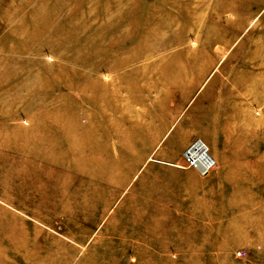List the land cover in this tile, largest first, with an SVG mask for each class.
<instances>
[{
    "label": "rangeland",
    "instance_id": "1",
    "mask_svg": "<svg viewBox=\"0 0 264 264\" xmlns=\"http://www.w3.org/2000/svg\"><path fill=\"white\" fill-rule=\"evenodd\" d=\"M1 77L0 264H264V0H0Z\"/></svg>",
    "mask_w": 264,
    "mask_h": 264
},
{
    "label": "crops",
    "instance_id": "2",
    "mask_svg": "<svg viewBox=\"0 0 264 264\" xmlns=\"http://www.w3.org/2000/svg\"><path fill=\"white\" fill-rule=\"evenodd\" d=\"M0 79H2V77L0 78ZM4 81V80H3ZM163 80L161 79V82H162ZM1 82V81H0ZM25 83H27V81L26 80H22V81H20L19 83H17V85L19 86V85H21V86H24L25 85ZM162 85H172V84H174V81L173 80H170V79H165L164 80V82H162L161 83ZM13 85L16 87V89H17V86H16V83H13ZM26 85H28V83L26 84ZM177 84H174V89H175V86H176ZM2 88L0 89V91H3V92H5L6 90L7 91H12L11 89H9V86H6V83L5 84H3L2 83ZM5 90V91H4ZM175 91H176V89H175ZM49 92V89L47 90V93ZM15 95H17L16 93H14ZM171 95H173V93H170ZM10 95V94H9ZM8 95V96H9ZM156 95H157V97H161L162 95L163 96H165V91H163L162 90V92H158V91H156ZM174 95H176V94H174ZM3 97H6V96H4L3 95ZM13 96H10V97H6V99H5V102H7V101H10V99L12 98ZM16 96H14V98H15ZM156 102V104L155 105H153L151 108L150 107H147V108H145V109H143V116H142V124H143V127H144V129L146 128V130L147 131H149V129H150V124L151 125H153V127H154V130H155V133H156V137H165L166 135H167V139L168 138H170V137H173V134H172V131H173V127H174V125H173V123L171 124V122L170 121H168V124H167V122H166V120L165 119H159L158 121H155V125H157V127L152 123V119L149 121L148 119H147V117L145 116V114H148V113H150L152 110H157L159 113L160 112H162V113H165V112H167V111H169V112H171V113H174V115H177L178 113H180L181 111H183V109H184V107H185V110L187 111L188 110V108L190 107V110H191V112H194V111H197V110H195L198 106L197 105H192V103L189 105V104H187L186 106L185 105H183V104H177V105H170V104H168V105H165V104H163V102H161L160 100H156L155 101ZM1 103H3V101L2 102H0V104ZM5 104V103H4ZM10 104V103H9ZM13 104H15V101H14V103ZM202 111V110H201ZM189 113H190V111H189ZM149 115V114H148ZM164 115V114H163ZM6 117L8 116V114L6 113V115H5ZM9 117V116H8ZM167 126V127H166ZM168 132V131H170V132H168L167 134H165V132ZM127 132H128V134H129V132H130V130H128L127 129ZM131 133H132V135L134 134V131H132L131 130ZM187 138V137H186ZM188 138H190V136H188ZM185 141H186V139H185ZM156 142H154V144H155ZM187 143V142H186ZM183 144V142L181 143V145Z\"/></svg>",
    "mask_w": 264,
    "mask_h": 264
},
{
    "label": "built area",
    "instance_id": "3",
    "mask_svg": "<svg viewBox=\"0 0 264 264\" xmlns=\"http://www.w3.org/2000/svg\"><path fill=\"white\" fill-rule=\"evenodd\" d=\"M172 166L177 169L195 170L201 177H206L216 168L217 163L205 143L201 139H195L186 147L180 161Z\"/></svg>",
    "mask_w": 264,
    "mask_h": 264
},
{
    "label": "bare ground",
    "instance_id": "4",
    "mask_svg": "<svg viewBox=\"0 0 264 264\" xmlns=\"http://www.w3.org/2000/svg\"><path fill=\"white\" fill-rule=\"evenodd\" d=\"M245 1V0H244ZM249 63H251V62H249ZM255 81V80H254ZM65 86V85H64ZM66 112V110H62V114L61 115H64V113ZM63 118H67V119H64V120H66L67 122H68V127H71L72 128V130H75L74 131V134H72V135H67L66 134V136H67V138L69 139V138H73V136H74V138L75 137H77L78 135L76 134V132H78V131H80V132H82L83 131V129L85 130V127H83V129L82 128H79V125L76 123V121H75V118L72 116L71 117V115L69 116V117H66V116H62ZM92 124V123H91ZM91 128H94V127H91ZM79 135H81V134H79ZM83 136V135H82ZM83 137H81V139H82ZM64 139V138H63ZM76 141H77V139H76ZM84 140H80V143L81 142H83ZM79 143V144H80ZM91 143V141H89L88 142V144H90ZM75 150V151H74ZM83 150V147L81 146V147H77L76 149H71V151H73V152H75V153H80L81 151ZM65 153V152H64ZM64 153H61L59 156H57L56 158H52V160L51 161H53V162H55V163H53L54 164V167H55V170L53 171L54 173H55V176L52 178V180H59V179H61V177L59 176V172L56 170L57 169V166H60V165H58L59 163H61L60 161L63 159L62 158V156H63V154ZM68 154H69V152H68ZM45 158V157H44ZM49 158V157H48ZM65 158V157H64ZM43 160V159H42ZM46 160V159H45ZM44 161V160H43ZM50 164H52V163H50ZM49 164V165H50ZM45 179H47V178H45ZM45 179L44 180H42L41 182H45L46 183V181H45ZM51 188V186L49 185L47 188H46V190L47 191H45L44 193H43V196H42V199H44L45 197H46V195L47 196H53L54 194H55V191L54 190H52V189H50ZM40 196V194H38V197ZM118 195L116 194L115 195V198H118L117 197ZM114 198V199H115ZM113 199V200H114ZM130 201V200H129ZM112 204V203H111ZM126 204V203H125ZM132 200L130 201V202H128V204L126 205L127 207H131L132 208ZM108 206L109 205H107L106 207H104V211H107V209H108ZM126 206H125V208H126ZM124 208V209H125ZM136 208H138V209H140V208H142V207H138V205L136 206ZM106 209V210H105ZM127 210H129L128 208H127ZM103 211V212H104ZM14 222V221H13ZM15 224V223H14ZM21 226H22V231H20L22 234H21V237L19 238V239H17L16 241H11V243H14V245H12V246H6L5 244H3V242L0 240V251L1 252H5V251H7L9 248L11 249V250H14V251H17L18 249H19V246L23 243V242H26V241H28L29 240V236L26 234V231H25V228H24V226L21 224ZM111 250H112V253L114 252L113 251V249H112V247L110 248ZM126 250V249H125ZM123 253H124V250L122 251ZM114 254V253H113ZM113 256V255H112Z\"/></svg>",
    "mask_w": 264,
    "mask_h": 264
}]
</instances>
